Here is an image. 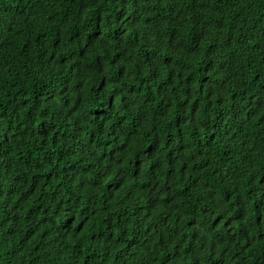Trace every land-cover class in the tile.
<instances>
[{
    "label": "trees",
    "instance_id": "trees-1",
    "mask_svg": "<svg viewBox=\"0 0 264 264\" xmlns=\"http://www.w3.org/2000/svg\"><path fill=\"white\" fill-rule=\"evenodd\" d=\"M0 264H264V0H0Z\"/></svg>",
    "mask_w": 264,
    "mask_h": 264
}]
</instances>
